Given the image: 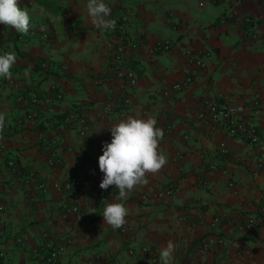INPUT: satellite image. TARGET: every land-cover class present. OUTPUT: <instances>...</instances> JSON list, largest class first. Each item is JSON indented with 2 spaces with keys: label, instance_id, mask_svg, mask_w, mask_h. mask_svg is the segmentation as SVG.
Wrapping results in <instances>:
<instances>
[{
  "label": "crops",
  "instance_id": "0c3cea01",
  "mask_svg": "<svg viewBox=\"0 0 264 264\" xmlns=\"http://www.w3.org/2000/svg\"><path fill=\"white\" fill-rule=\"evenodd\" d=\"M86 2L18 0L30 14L33 35L0 25V54L13 51L18 59L12 79H0V112L7 114L0 132V264H41L48 253L42 244L64 246L55 264H159L158 250L169 240L175 244L172 264H264V221L243 226L258 219L264 205V0H105L114 21L123 10L124 38L137 42L120 63L112 56L116 27H93ZM157 39H168L170 48L153 52ZM184 51L203 54L204 66L192 65ZM116 66L133 70V86L115 76ZM183 66L191 82L164 95L182 79ZM53 88L61 98L52 96ZM28 91L37 93L38 105H30ZM125 96L131 103L122 105V115L103 110L106 101ZM210 96L244 106L238 117L255 126L257 142L228 137L199 119L200 101ZM29 109L37 113L34 122L17 124ZM128 116L156 119L167 163L126 199H118L114 186L106 190L108 202L129 209L127 229L120 232L103 225L104 203L88 192L100 189L97 160L102 144L111 141L108 127ZM29 174L31 185L42 182L46 189L25 183ZM65 182L78 187L65 190ZM166 186L177 190L138 199Z\"/></svg>",
  "mask_w": 264,
  "mask_h": 264
},
{
  "label": "clouds",
  "instance_id": "9594fccd",
  "mask_svg": "<svg viewBox=\"0 0 264 264\" xmlns=\"http://www.w3.org/2000/svg\"><path fill=\"white\" fill-rule=\"evenodd\" d=\"M85 12L89 23L101 30H114L116 22L111 19V8L105 0H87ZM0 25L5 29H14L16 33L27 35L32 27L31 17L27 10L21 9L18 0H0ZM18 62L13 51L0 54V79H12L11 69ZM32 66L24 69L25 78L30 77ZM7 114L0 112V132L6 125ZM111 141L102 144V155L97 164L103 178L99 188L107 190L110 186L118 191V199H126L137 186H146L147 177L157 174L167 163V157L159 148V141L164 136L162 128L157 127L153 117L137 118L128 116L107 129ZM103 225L113 230L120 229L126 223L129 209L120 202L103 201ZM93 214L95 209L93 208ZM159 264H172L175 244L169 240L159 250Z\"/></svg>",
  "mask_w": 264,
  "mask_h": 264
},
{
  "label": "built area",
  "instance_id": "2783aa9c",
  "mask_svg": "<svg viewBox=\"0 0 264 264\" xmlns=\"http://www.w3.org/2000/svg\"><path fill=\"white\" fill-rule=\"evenodd\" d=\"M245 20H248V18H246ZM115 22H116L117 34L115 36L116 42L113 45L112 56L115 62L120 63L122 61L123 56H125V51L129 48L135 49L137 47V42L129 41V40H126V38H124L122 31H123V26L126 22V15L123 12V10L120 8L118 9V15H117ZM31 34L33 35L32 30L29 32V35ZM45 37L46 35L44 33L40 34L41 39H45ZM169 48H170V42L168 39H157L154 41L152 45L153 52L167 51ZM181 56L185 58H191L192 65H194L197 68H202L204 66V63H203L204 55L203 54L202 55L199 53L194 54L193 52H190V51H184L181 53ZM40 66L43 67L44 63H40ZM182 73H183V76L180 81L171 83L168 87H166L162 91L164 95H167L170 90H178L182 87H185L191 82L190 69L187 66L182 67ZM115 76L125 80L131 86L135 84V74L133 70H131L130 68H121L120 66H116ZM26 95L29 99V103L31 106L38 105L39 98L37 96V93H35L34 91H28ZM52 96L56 98H61L62 95L59 91L53 88ZM52 96L50 95L46 97L45 100L50 102ZM17 98L18 100H21L23 97L18 96ZM130 103H131L130 97L125 96V97H122L119 102H114L112 100L106 101L103 104L102 108L105 111H110L112 108H115L118 114L122 115L123 114L122 105L127 106ZM200 104H201V111L197 113V117L201 119L204 123L210 124L213 127L223 129L228 137H240L242 139L248 140L249 142H257L258 133L256 131L255 126L244 122L238 117L239 113L243 111L244 106L239 105V104L238 105L222 104V103H219L215 97H211V96L202 98L200 101ZM73 115H74L73 113H70L69 117H73ZM36 116H37L36 111L33 109H29L27 112H25L21 117H19L16 120V123L20 124L24 120H27L28 122H34ZM78 120L79 122L82 123L83 130L87 129V125L83 123V118H78ZM219 148L222 152L226 151L222 143L219 144ZM175 157L179 158L180 154L176 152ZM50 160H49V163H51ZM6 165L8 168H11L12 170L16 169L14 161L11 159H8L6 161ZM209 169L213 171L218 170L214 165H210ZM31 177H32V174H29L24 179L25 183H29ZM226 185L232 190L233 193H235L233 182L231 180H227ZM31 187L38 191H44L46 189L45 184H43L42 182H39L37 184H32ZM62 187L65 190H68L71 188L75 189L78 187V183L65 182ZM176 190H177L176 187L166 186L162 189L151 192L150 194H140L138 195V199L142 202H147L153 198H160L163 196H168L174 193ZM88 195L101 203L106 200V190L92 189V190H89ZM3 209H4V206L2 203H0V211ZM75 209H76V206H71L70 208H68V210H75ZM259 216L260 217H258V219L248 220L247 222L243 224V226L245 228L253 229V228H256L261 223V221H264V205L260 208ZM126 229L127 227L124 225L123 227L119 229V231L125 232ZM0 234H3V230L1 229V221H0ZM15 240L19 244H22L21 235H17ZM40 248L48 249V253L47 255L43 257L41 264H55V262L57 261L58 255L64 249V246L61 245L58 247H52L49 244H44V245L42 244ZM203 248H205L204 245H203ZM141 250L148 251L149 247L144 246L141 248ZM35 252H36V249L34 250V253ZM2 257H3V252L0 251V259Z\"/></svg>",
  "mask_w": 264,
  "mask_h": 264
}]
</instances>
